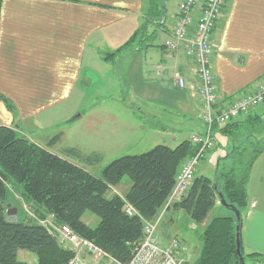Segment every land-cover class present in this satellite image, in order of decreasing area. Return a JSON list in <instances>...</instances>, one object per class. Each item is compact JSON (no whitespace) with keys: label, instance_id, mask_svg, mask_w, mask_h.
Masks as SVG:
<instances>
[{"label":"crops","instance_id":"1","mask_svg":"<svg viewBox=\"0 0 264 264\" xmlns=\"http://www.w3.org/2000/svg\"><path fill=\"white\" fill-rule=\"evenodd\" d=\"M181 1L0 0V94L14 104L18 110L16 120L27 128L32 120L29 127L41 129L47 116V124L53 118L73 121L82 118L89 111L81 110V100L74 97L77 92L84 96L82 87H89L94 78L99 84L102 82L97 69L101 68L98 61L102 60L98 49L100 41L112 38L120 46L122 39L127 41L141 22L147 20L155 25L154 31L147 35L148 42L141 48L133 45L121 51L114 62L115 74L126 79L127 90L123 98L110 101L108 105L104 102L99 107L102 148L133 144L138 140L140 129L144 136H156L174 128L181 141L204 133L194 64L182 44L174 49L167 46ZM146 5L151 9L148 15ZM170 5L175 9L170 11ZM92 41L96 59L91 58ZM211 44L215 106L256 91L264 83V0H228L213 30ZM105 67L103 71L108 70ZM178 77L182 78V86L177 82ZM3 103L0 100V125L14 126L17 121ZM260 120H264V102L240 114L227 127L214 124L213 139L216 145L224 144V136H229L234 150L237 131ZM224 126L225 131L230 132L223 133ZM20 133L27 134L21 129ZM25 137L47 146L48 139L42 142ZM176 139L174 136L173 140ZM48 149L52 151L54 147ZM217 158L216 161L221 157ZM196 174H199L198 169ZM128 187L120 188L118 184L110 186L108 191L118 193L121 189L124 195ZM247 196L248 205L241 212V243L248 248L246 254L264 255V148L250 169ZM166 213L170 226L183 216L181 211L171 208ZM213 215L210 211L200 223L202 228ZM157 238L162 246L170 239L162 233Z\"/></svg>","mask_w":264,"mask_h":264},{"label":"trees","instance_id":"2","mask_svg":"<svg viewBox=\"0 0 264 264\" xmlns=\"http://www.w3.org/2000/svg\"><path fill=\"white\" fill-rule=\"evenodd\" d=\"M142 28L122 45L141 48L143 43L146 44L139 35ZM0 100L8 101L2 94ZM261 121L249 125L254 128V124ZM230 123L225 124L226 127ZM15 126L0 125V264H24L18 259V250L34 253L36 264H67L74 253L58 241L47 225L39 222L46 214H52L56 225L65 224L93 242L117 263L128 262L141 240L142 220L156 215L168 197L180 164L196 150L188 139L175 147L157 144L143 153L113 159L97 176L74 161L97 164L100 154L83 155L76 148H66L56 154L48 147L59 139V135L50 139L47 146H40L21 135ZM247 128L245 126L241 131L244 130L250 140L252 135ZM221 130L230 132L225 131V126ZM253 143H259V139L255 138ZM263 148L264 144L258 147L246 165L241 162V152L239 157L235 156V165L236 162L241 164L239 169L231 165L219 171L217 166L213 177L195 174L185 196L171 209L201 223L217 204V193L222 192L226 202L241 213L248 205L250 169ZM235 150L226 157L233 158ZM225 158H219L218 165ZM124 177L130 181L124 195H107L109 187L120 184ZM11 183L20 188V196L40 218L31 217L19 207L10 212L14 210L8 206L12 196L7 185ZM127 203L138 214L128 215L125 212ZM222 208L225 211L214 214L198 235L199 254L193 264H239L235 251L237 220L229 208ZM86 211L98 217L94 227L83 220ZM241 253L245 262L242 245ZM247 256L253 261L264 262V255L259 252Z\"/></svg>","mask_w":264,"mask_h":264},{"label":"rangeland","instance_id":"3","mask_svg":"<svg viewBox=\"0 0 264 264\" xmlns=\"http://www.w3.org/2000/svg\"><path fill=\"white\" fill-rule=\"evenodd\" d=\"M170 11L175 9L173 8V5H170ZM145 10L147 15L150 12V6L146 5ZM149 17H151L149 15ZM160 17L158 16L157 20ZM142 28V31L140 32V37H143V42H148L147 35L151 34L154 29L155 25L147 20L145 22H141L139 28ZM144 31V32H143ZM142 42V43H143ZM116 43V44H115ZM124 43V40L120 42V44ZM116 46H113V45ZM117 44V40H114L112 38H108L106 40H101L100 44L98 46V49H100V52H102V60L98 61L100 63L101 68H97L102 75V82L99 84L98 79H93V83L89 87H82L84 90V96L82 93L77 92L76 96L74 98H78L81 100L82 108L81 110H88L89 113L83 116L82 118L73 121V120H67L64 118L55 119L53 118L50 120V124H47V118H44L46 120L44 123L45 125L41 129H35L30 128L29 124L33 121L30 120L28 123V128L26 126H23L18 122L17 116H18V110L14 107V104L8 99V101H3V105L8 111V113L13 117L15 121H17L14 126L15 130H17L20 133V129L27 134L24 136H28L32 140L42 141L45 142L47 139L48 141L52 139L54 136L59 135V139L52 145L54 149L52 152L61 154L64 149L66 148H76L81 154L83 155H91L94 153H98L101 156L100 161L97 164H85L81 163L79 161H74V163L79 164L81 166H85L86 169H88L89 172H91L94 175H99L101 172V169L107 165L110 161L113 159L119 158L124 155H130V154H140L145 151H148L152 147H154L157 144H163L167 145L169 147H175L177 143L181 141L179 140V136L176 134V130L174 128H169L165 130L166 132H162L161 135H148L144 136V131L141 129L139 130V133L137 135L138 140L137 142H134L133 144H118L119 146H114L112 149H107V147L102 148L101 141L103 140V131L101 127V115L102 113L99 112V107L102 103L105 102L106 105L110 104V101H116V99L123 98V94H126L127 90V81L125 78L120 79L116 74L115 69V61L117 59V56L123 49L126 47L125 45ZM132 44V43H131ZM95 44L92 41V57L93 59H96L95 56ZM130 48L129 46L126 47V49ZM121 49V50H119ZM120 51V52H119ZM100 56V55H99ZM98 56V58H99ZM107 66L108 70L103 71V67L105 65ZM112 64V65H111ZM112 67V68H111ZM103 71V72H102ZM103 73V74H102ZM123 84V85H120ZM124 86V88H123ZM73 99V98H72ZM107 100V101H105ZM9 105H12L9 106ZM114 106V103L112 104ZM85 110V111H86ZM84 111V112H85ZM78 112H75L77 114ZM108 115V114H104ZM111 120H107V123H110ZM248 133L251 134L250 140L248 139V136L244 135V132L237 131L235 138L238 140L237 145L235 148L237 150L234 151L233 158H227L226 152L233 149V147L230 145V137L224 136L225 143L224 144H218L216 145V140H214V146L213 149L215 151L213 152V149L208 150L205 154V157L200 161L198 166V173L200 175H205L208 177H213L215 169L218 166V170L221 171L223 169L229 168L231 165H235V156L239 157L241 152V162L243 165H246L248 161L250 160L251 156L255 153V150L258 149V147H261L262 144H264V120H262L259 123L253 125H247ZM27 129V130H25ZM180 129H177V132H179ZM190 131V130H189ZM187 135H189L188 131ZM212 132V130H211ZM147 133V132H146ZM21 134V133H20ZM228 135V134H227ZM177 137L176 142L173 140V137ZM183 137V136H182ZM188 137V136H185ZM192 137V136H191ZM190 137V138H191ZM213 137V135H212ZM233 137V136H231ZM146 138L148 140L146 141ZM156 138V139H151ZM215 138V136L213 137ZM256 139H259V143H253V141ZM47 141V142H48ZM251 141V142H250ZM46 145V144H45ZM44 145V146H45ZM104 150V151H103ZM233 151V150H232ZM239 151V152H238ZM220 156L221 159L218 165V161H216L217 156ZM231 156V155H230ZM218 159V158H217ZM238 169L240 168L241 164L239 162H236L235 165ZM130 185V181L127 177H124L122 182L119 184L120 188H124L125 186L128 187ZM7 188L9 189V195L12 196V201L10 200L8 203V206L12 208L19 207L22 210H26V212L31 213V217H38L39 215L36 214V211L32 206H29L27 202H25L24 199L20 196V188L16 186L15 184L11 183L7 185ZM121 190V189H120ZM118 191V193H113L114 191H107V195L118 194L121 193V196L123 193L121 191ZM117 191V190H116ZM115 191V192H116ZM112 192V193H111ZM19 203V204H18ZM18 204V205H17ZM10 209V210H11ZM15 209V208H14ZM224 209L221 206H216L211 210V214H221ZM225 211V210H224ZM223 211V212H224ZM24 212V211H23ZM15 214V213H14ZM29 214V213H28ZM26 215V214H25ZM166 215L162 218L159 226L158 231H156V235L161 234L164 237H175L179 240L181 244H183L186 247L184 257L186 259L187 264H192L193 260L198 255V248L200 246V242L198 239V235L202 231V227L200 223L195 222L194 220H191L190 218L186 216H181V218L176 219V222L170 226V223L166 221ZM21 216V215H20ZM84 220L87 224L90 225V227H94L96 223L98 222V217L94 214H92L89 211H86L84 213ZM48 226L56 225L54 217L52 214H46L45 216L41 217L40 219ZM166 235V236H165ZM242 245V252L245 255V264H254L255 262L247 256L246 252H248V248H246L243 243ZM69 249H71L74 253V250L72 248V245H68ZM197 248V249H196ZM79 256L83 257L86 261L92 262L95 264H116L112 263L109 260H100V258H96L94 256H90L84 252H80L77 250ZM264 253V252H263ZM18 259L23 261L24 264H36L37 259L34 253L27 251V250H18Z\"/></svg>","mask_w":264,"mask_h":264},{"label":"built area","instance_id":"4","mask_svg":"<svg viewBox=\"0 0 264 264\" xmlns=\"http://www.w3.org/2000/svg\"><path fill=\"white\" fill-rule=\"evenodd\" d=\"M228 0H182L177 8L172 26V39L167 42L171 49L182 44L183 50L193 62L196 73L197 95L201 104L200 119L205 124V132L193 135L190 140L196 146L194 154L186 158L179 166L174 184L165 203L152 219H143L142 237L136 246L130 260L123 264H186L184 253L186 247L175 237L169 239L166 245L158 243L156 231L165 213L171 206L182 199L190 188L200 161L208 150L214 146L212 127L214 124H227L240 114L256 108L264 102V83L253 93L245 94L216 107L215 76L211 68L213 47L211 38L221 13ZM180 86L181 77L177 78ZM125 212L128 215L138 214L135 208L127 203ZM31 216V213L28 212ZM40 223L45 224L43 221ZM48 226V225H47ZM49 230L56 235L58 241L65 247L72 245L74 255L67 264H95L86 261L77 252L82 251L90 256L117 263L97 245L81 237L65 225H51Z\"/></svg>","mask_w":264,"mask_h":264},{"label":"water","instance_id":"5","mask_svg":"<svg viewBox=\"0 0 264 264\" xmlns=\"http://www.w3.org/2000/svg\"><path fill=\"white\" fill-rule=\"evenodd\" d=\"M215 187V185H214ZM218 197V202L219 204L224 207V208H229L235 215L236 220H237V225H236V232H235V243H236V254L238 256L239 264H245L244 262V257L241 253V243H240V219H241V213L240 211L232 204H229L226 202L222 192L217 193ZM16 210H11L10 212L13 213Z\"/></svg>","mask_w":264,"mask_h":264}]
</instances>
